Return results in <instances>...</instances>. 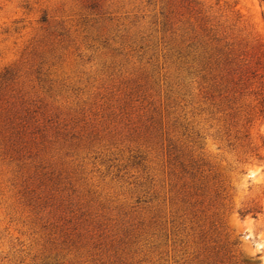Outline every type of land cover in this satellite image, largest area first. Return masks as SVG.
Masks as SVG:
<instances>
[{
  "label": "rangeland",
  "instance_id": "obj_1",
  "mask_svg": "<svg viewBox=\"0 0 264 264\" xmlns=\"http://www.w3.org/2000/svg\"><path fill=\"white\" fill-rule=\"evenodd\" d=\"M0 264H264V1L0 0Z\"/></svg>",
  "mask_w": 264,
  "mask_h": 264
},
{
  "label": "trees",
  "instance_id": "obj_2",
  "mask_svg": "<svg viewBox=\"0 0 264 264\" xmlns=\"http://www.w3.org/2000/svg\"><path fill=\"white\" fill-rule=\"evenodd\" d=\"M261 1H264V0H261Z\"/></svg>",
  "mask_w": 264,
  "mask_h": 264
}]
</instances>
